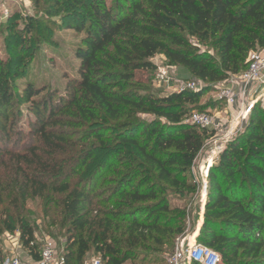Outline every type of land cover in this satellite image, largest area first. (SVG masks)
Masks as SVG:
<instances>
[{
  "label": "trees",
  "instance_id": "1",
  "mask_svg": "<svg viewBox=\"0 0 264 264\" xmlns=\"http://www.w3.org/2000/svg\"><path fill=\"white\" fill-rule=\"evenodd\" d=\"M66 9L81 23L69 28L85 35L64 91L20 87L0 61V236L19 229L22 247L41 261L20 210L29 199L62 195L66 264H86L89 253L126 264L138 248L157 251L184 234L186 208L171 201L196 191L193 166L214 136L186 120L264 48V0H69ZM32 22L7 25L18 46ZM158 54L200 90L155 94L137 74L155 71ZM263 115L258 103L209 172L198 241L221 253L220 264H264Z\"/></svg>",
  "mask_w": 264,
  "mask_h": 264
},
{
  "label": "rangeland",
  "instance_id": "2",
  "mask_svg": "<svg viewBox=\"0 0 264 264\" xmlns=\"http://www.w3.org/2000/svg\"><path fill=\"white\" fill-rule=\"evenodd\" d=\"M55 1L58 0H0V20H2L1 16L4 17L3 21H0V61H3L6 65L8 64V77L11 82L20 87L25 86L27 83H33L39 88L45 87L64 91L68 77L77 75L80 60L77 58L76 50L82 42L85 30L77 31L69 28L71 24H81L79 19L75 18V14L66 9L69 0H59L61 2L59 6L54 3ZM107 2L111 3L112 0H107ZM30 18L34 19L32 24L35 30L28 36V41L25 45L21 44L18 46L19 38L13 37L14 33L8 30L7 25L13 21V23H16L15 28L24 29L26 21ZM22 52H24V55L19 57L18 54H22ZM20 58H23L21 66L19 65V60H17ZM153 62L158 66H167L164 54L156 55ZM17 65L20 66L21 73L14 77L13 74ZM171 73L176 74L179 78L186 79L183 78V74L179 69H173ZM137 76L138 78H147L144 82L155 94L176 92L172 90L175 89V83L168 85L157 79L156 70L141 72ZM190 80L200 84L197 78L192 77ZM257 95L260 97V107L264 108V87L259 88ZM198 108L200 109L194 111H208L216 114L218 111L225 110L228 106L219 97V90L216 86L201 98ZM231 118L230 116L229 120L225 121V126L220 131L213 130L214 136L206 142L196 168L194 171L192 170V180L196 186V191L187 198L179 197L178 200L171 201L173 205H180L186 208V230L184 234L178 235L171 244L161 246L157 251L138 248L136 256L126 264H169V258L178 240L184 235L190 237L194 235L201 222L200 214L203 212L204 215L205 212V205H202V197L199 191L201 179L199 177L202 174L199 164L207 156H213L215 152H220L219 154H221L230 142L246 131L250 120L249 118L242 128L235 129L234 126V129H231ZM25 119L23 115L22 122ZM262 128L264 130V127ZM230 130L231 132L233 130L234 134L229 133ZM239 168L240 165H238ZM61 198H63L62 195H57L55 201L47 204L45 200L43 201L40 198L29 199L21 207L20 216L34 229L40 248L43 246L45 238L49 237L55 242L60 257H65L69 238V223L65 221L61 213V207L58 204ZM10 209L12 212H16L13 207ZM19 238V229L13 234H2L0 236V248L11 252L9 254H13L14 250L20 246L22 247ZM215 251L217 250L215 249ZM217 252L221 257V253ZM97 258H100V256L89 253L85 263L92 264L93 260Z\"/></svg>",
  "mask_w": 264,
  "mask_h": 264
},
{
  "label": "built area",
  "instance_id": "3",
  "mask_svg": "<svg viewBox=\"0 0 264 264\" xmlns=\"http://www.w3.org/2000/svg\"><path fill=\"white\" fill-rule=\"evenodd\" d=\"M1 16L0 21H3ZM247 68L239 73L232 74L223 82L217 84L219 90V97L224 100L231 108L237 106L239 111L234 113L231 129L242 128L246 121L250 118L256 105L259 103V96L257 95L260 87H264V48L253 50L249 53L247 59ZM173 69H178L176 66H158L156 69V77L162 83H175L173 91L181 92L185 90L197 91L201 88L199 84L193 80H186L172 74ZM188 123L199 126L204 129L221 130L225 126V121L218 115L212 112L194 111L192 115L186 120ZM229 133L234 134L231 130ZM222 150V148H221ZM219 153L215 152L213 156H207L199 164L201 170V178L199 191L202 197V205L204 206L208 198L209 191V172L214 163L219 160ZM200 156L198 157V159ZM198 159L195 161L193 171L196 168ZM198 178V179H199ZM197 179V180H198ZM201 221L204 220L203 212L200 214ZM200 234V225L195 230L193 236H182L169 258V264H220L221 257L218 252L207 247L198 241ZM55 242L49 238H45V242L41 247V261L40 264H66L65 257H60L56 248ZM0 264H30L26 262L20 253L8 254L7 252H0ZM92 264H104L101 258L93 260Z\"/></svg>",
  "mask_w": 264,
  "mask_h": 264
},
{
  "label": "crops",
  "instance_id": "4",
  "mask_svg": "<svg viewBox=\"0 0 264 264\" xmlns=\"http://www.w3.org/2000/svg\"><path fill=\"white\" fill-rule=\"evenodd\" d=\"M179 71L183 74V78H189L190 75L189 73L187 72L186 69L182 68V67H178ZM228 106V105H227ZM217 111V110H216ZM236 111L238 112L239 111V108H237V106L231 108L230 106H228V108H226L225 110H221V111H218V113H216V115H218V117H220L222 120L224 121H228L230 116L233 118V115L234 113H236ZM230 114V115H229ZM231 118V120H232ZM228 119V120H227ZM232 122V121H231ZM220 156V154H219ZM220 158V157H219ZM219 160L214 163L213 165H216L218 164ZM207 201V200H206ZM206 204V203H205ZM204 210H205V207H204ZM204 221V220H203ZM202 226V221L200 222V227ZM2 252H7L8 254L11 253V252H8L7 250H2ZM14 253H20L23 257V259L30 263V264H40V261H37L35 260L31 255L30 253L24 249L23 247H19L18 249L14 250L13 251V254Z\"/></svg>",
  "mask_w": 264,
  "mask_h": 264
}]
</instances>
